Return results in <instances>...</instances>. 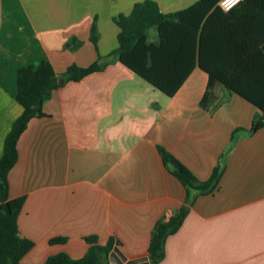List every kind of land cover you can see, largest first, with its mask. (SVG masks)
Wrapping results in <instances>:
<instances>
[{"label": "crops", "instance_id": "0c3cea01", "mask_svg": "<svg viewBox=\"0 0 264 264\" xmlns=\"http://www.w3.org/2000/svg\"><path fill=\"white\" fill-rule=\"evenodd\" d=\"M138 1L0 0V156L23 110L17 69L45 58L62 80L42 101L43 115L20 134L8 172L9 196L24 198L18 235L33 242L20 262L43 264L59 252L80 258L88 236L101 246L111 240L122 264L149 262L155 223L168 220L186 196L162 163V146L199 180L223 164L216 189L198 195L165 238L159 264H264V126L251 131L261 111L219 83L209 107L201 106L207 75L197 65L167 96L121 64L112 17L129 14ZM154 1L168 13L196 0ZM95 61L101 70L64 79L69 65ZM54 237L66 240L51 243Z\"/></svg>", "mask_w": 264, "mask_h": 264}, {"label": "trees", "instance_id": "16d2710c", "mask_svg": "<svg viewBox=\"0 0 264 264\" xmlns=\"http://www.w3.org/2000/svg\"><path fill=\"white\" fill-rule=\"evenodd\" d=\"M218 0H196L185 9L163 13L154 0L135 2L129 14L112 17L119 27L118 61L167 96H172L195 65L207 75L206 90L200 105L209 107L211 88L219 83L254 104L261 114L252 122L251 131L264 126V0H241L224 11ZM153 32V33H152ZM95 20L90 27V40L96 44ZM68 45V43H67ZM95 61L86 67L69 65L63 77L78 81L101 70ZM51 64L45 58L36 65H26L15 74V98L22 106L5 136L0 156V264H21L32 248L30 239L18 235L17 217L24 198H11L8 172L17 159L16 142L28 121L43 115L35 110L39 100H46L60 86ZM162 163L184 185V203L166 221H157L147 247L149 264H159L165 238L176 232L188 206L198 195L213 192L222 172L220 162L206 180H199L182 162L162 146H157ZM90 246L80 258L64 252L48 256L43 264H102L112 249V241L104 246L94 236L85 238ZM65 237H54L51 243H63Z\"/></svg>", "mask_w": 264, "mask_h": 264}, {"label": "water", "instance_id": "95a60500", "mask_svg": "<svg viewBox=\"0 0 264 264\" xmlns=\"http://www.w3.org/2000/svg\"><path fill=\"white\" fill-rule=\"evenodd\" d=\"M59 82H62V80H59ZM41 105H42V100H39L35 106V110H39L41 108ZM167 167L172 168V165L168 163ZM117 255L120 257V260L117 258ZM107 259L110 264H122V262L126 261L125 256L120 252L117 246H113L112 249L108 252ZM144 259L146 260V262L143 264H149V262L147 261V257H145ZM141 260H143V258L134 259V260L132 259L127 261L126 264H135Z\"/></svg>", "mask_w": 264, "mask_h": 264}, {"label": "built area", "instance_id": "2783aa9c", "mask_svg": "<svg viewBox=\"0 0 264 264\" xmlns=\"http://www.w3.org/2000/svg\"><path fill=\"white\" fill-rule=\"evenodd\" d=\"M241 0H218L217 5L224 11H228L233 8Z\"/></svg>", "mask_w": 264, "mask_h": 264}]
</instances>
